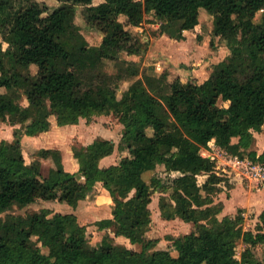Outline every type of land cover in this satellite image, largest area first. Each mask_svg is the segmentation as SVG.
Masks as SVG:
<instances>
[{
    "label": "trees",
    "instance_id": "1",
    "mask_svg": "<svg viewBox=\"0 0 264 264\" xmlns=\"http://www.w3.org/2000/svg\"><path fill=\"white\" fill-rule=\"evenodd\" d=\"M26 1L15 8L10 0H0V36L8 44L0 48V89L5 90L0 92V122L21 125L14 140L0 141V214L38 200L77 208L101 183L114 206L113 217L96 221L97 227L142 249L116 245L110 233L92 247L76 214L44 209L0 217V264H264L253 251L264 244V211L255 231L244 229L241 211L222 215L223 204L214 196L224 179L216 162L201 154L215 145L244 157L254 141L252 131L264 126V17L261 24L254 21L264 0H58L61 4L51 12L36 0ZM78 6L85 7L86 21L103 32L99 47L89 46L80 34ZM202 10L214 17V36L231 49L205 82L170 80L168 71L156 75L151 66L121 59L123 53L140 55L144 48L119 16L140 26L154 12L162 20L181 22V31H192L200 41ZM105 60L121 64L116 75L100 72ZM125 80L133 81L119 94ZM13 89L23 90L27 106L18 102L19 94L9 93ZM110 113L125 127L121 143L128 155L119 163L100 165L115 150L113 141L101 137L73 149L82 180L65 169L56 148H41L40 159L26 163L21 137L50 131L51 117L66 126ZM249 153L264 161V152ZM41 159L55 162L47 176ZM159 165L180 173L170 192L174 204L159 203L161 216L194 225L174 240L177 256L154 250L159 240L145 236L152 223V189L163 186L155 176L149 183L145 174ZM202 174L209 177L200 184ZM240 241L249 247L238 260Z\"/></svg>",
    "mask_w": 264,
    "mask_h": 264
},
{
    "label": "rangeland",
    "instance_id": "2",
    "mask_svg": "<svg viewBox=\"0 0 264 264\" xmlns=\"http://www.w3.org/2000/svg\"><path fill=\"white\" fill-rule=\"evenodd\" d=\"M15 8L21 5H27L26 0H10ZM48 7V11L51 12L57 8L61 2L58 0H36ZM103 0H95L94 4H98ZM85 7L78 6L75 23L79 27V32L83 36L84 40L91 47H99L103 41V32L94 25H90L85 18ZM264 17V9L259 11L254 19L257 24H261ZM119 19L124 23V26L129 30L136 38L140 39L143 43L144 50L140 55H126L121 54L122 60L139 62L142 68L152 67L154 74L158 75L163 71L170 73V80H174L176 77H180L183 82L192 81L195 83L205 82L213 72L215 66L221 61L227 59L231 55V49L227 45V41L219 37L214 36V17L206 12L201 11L200 21L202 24L203 39L198 40L192 31L187 30L185 33L181 31V22H170L167 19L158 18L154 12L146 15L144 22L140 26H132L127 22V17L124 15L119 16ZM186 34L183 37L181 34ZM214 42L215 46L212 47L211 43ZM8 44L5 42L2 36H0V48L6 49ZM120 63L105 60L100 68V72L106 75H116ZM32 73L36 74L38 68L31 66ZM133 80H125L120 83L118 93L121 94L125 89L129 87ZM0 92H5L4 89H0ZM10 94H19L18 102L23 105H28V100L23 94L22 89H13ZM220 105L222 102L220 101ZM51 123L55 122L53 117L50 118ZM21 129L20 124L11 125L8 120L0 122V141L1 140H14V132ZM125 131L123 123L119 120V117L110 113L108 115L92 116L89 119L81 118L80 122L75 127H65L58 129L57 126L52 127L50 131L41 133L31 138L30 136L23 135L21 138L24 144V156L27 164H31L34 159H40L37 156V151L41 148H61V150L73 152V149L79 150L80 146H85L90 143L96 137L106 138L114 142L115 150L107 161V165L117 164L122 157L128 155V151L122 145V137ZM202 154L205 156L214 157L216 162V172L224 179L222 185H230V173L229 167L226 168V162L224 156H228L227 152L223 149H218L212 145L208 149H202ZM63 164L65 169L77 173V178L82 180V175L77 169L69 167L67 161L64 163V156L62 154ZM243 161H237L235 163L236 174L241 176L247 174L246 170L249 164L257 162L250 156L249 152L244 155ZM42 175L47 176L49 169H51L55 162L53 159H41ZM69 161V158H68ZM224 161V162H223ZM231 162L230 160H228ZM240 164V165H238ZM241 166V167H240ZM227 169V170H225ZM161 179L162 185L168 188V191L162 187H156L152 189V202L150 209L152 212V223L146 231L145 236L147 239H158L159 242L155 246V249L170 250L174 255L178 254V251L174 245V240L183 237L194 230L193 224H188L181 218H175L173 220H165L159 209V203L161 200H165L168 203L174 204L170 197L171 187L174 180L180 176L179 172H168L164 165H159L154 171L145 174V179L150 183L152 177ZM207 174H202L198 177L199 183L203 184L208 179ZM245 181L249 180L245 177ZM220 188V185H218ZM133 194V193H132ZM131 194V195H132ZM218 193L215 194V198ZM114 206L111 195L104 189L102 184H97L95 194L92 197L81 201L77 209L78 221L81 225H85L87 229V239L92 247H98L106 233H111L110 229L101 230L97 227L96 221L104 218L113 217L112 209ZM70 205L66 203L46 202L38 200L37 202L28 205L25 208L14 207L13 209L3 212L0 217L7 218L11 214L25 215L31 212H40L44 209H49L52 213L67 212L71 210ZM71 212V211H69ZM245 230L256 229V224L248 218L244 221ZM114 238L116 245H125L126 247L140 251L142 245L132 244L129 239L123 237ZM249 247L242 241L239 242L237 247L236 258L241 260L242 253ZM44 252L47 250L43 249ZM256 255L260 256L264 261V244L257 245L253 248Z\"/></svg>",
    "mask_w": 264,
    "mask_h": 264
},
{
    "label": "crops",
    "instance_id": "3",
    "mask_svg": "<svg viewBox=\"0 0 264 264\" xmlns=\"http://www.w3.org/2000/svg\"><path fill=\"white\" fill-rule=\"evenodd\" d=\"M187 31V30H186ZM184 31V33L186 32ZM183 33V36L186 37V34ZM57 126L58 129H62L65 127H75V125H66V126H59L55 122L52 123V127ZM254 136V141L252 145L247 149V152H256L257 155H261L264 152V126L262 127L261 131H252ZM33 138L34 136H30ZM94 140V139H93ZM93 140L90 142L92 143ZM88 143L87 145H89ZM85 145V146H87ZM61 150V148H56ZM206 150V149H205ZM63 156H64V163H68L69 167H71L73 170L77 169V165L74 159V153L71 151L67 152L64 150H61ZM202 154V151H201ZM203 155V154H202ZM205 156V154H204ZM225 162H226V168L229 167V173H230V185H222L223 183H220V192L218 193V196L215 198L216 203H222L223 204V212L222 215H229V216H236L240 211L242 212L244 219L248 220V218H251V220L257 225L259 222V216L264 211V187H257L254 181H245V175L244 178L240 174H236L235 163H237L238 160H235L234 157L230 156H224ZM69 158V161H68ZM110 158V156L105 157L101 160L100 165L102 167H108L110 165H107V161ZM241 161L245 159L244 157H240ZM230 160L231 162H229ZM224 162V161H223ZM240 165V164H238ZM65 167V166H64ZM241 167V166H240ZM227 170V169H225ZM49 173V171H48ZM74 173V172H73ZM48 175V174H47ZM101 185V183H100ZM105 189V188H104ZM108 193L109 191L105 189ZM110 195V193H109ZM77 208L71 207V212H61V213H74L77 215ZM161 214V212H160ZM112 218V217H109ZM169 221V220H167ZM193 224V223H188ZM111 230V229H110ZM112 231V230H111ZM111 232L110 234H112ZM114 234V233H113ZM115 235V234H114ZM120 238V237H119ZM127 239V238H126ZM174 255V254H172ZM178 255V254H177ZM174 255V256H177Z\"/></svg>",
    "mask_w": 264,
    "mask_h": 264
},
{
    "label": "built area",
    "instance_id": "4",
    "mask_svg": "<svg viewBox=\"0 0 264 264\" xmlns=\"http://www.w3.org/2000/svg\"><path fill=\"white\" fill-rule=\"evenodd\" d=\"M214 147L217 146L214 145ZM218 149L220 148L218 147ZM232 157H234L235 160L241 161L240 157L237 156H232ZM209 158H211L212 160L214 159V157H210V156ZM246 173L247 174H245V177H247L249 181H254L257 187H264V161H260L257 159V162L249 164Z\"/></svg>",
    "mask_w": 264,
    "mask_h": 264
}]
</instances>
